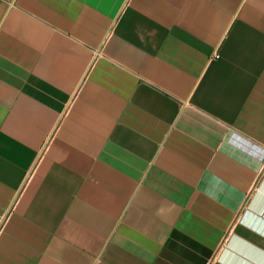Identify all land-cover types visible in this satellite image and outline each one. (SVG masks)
<instances>
[{
  "label": "crops",
  "instance_id": "0c3cea01",
  "mask_svg": "<svg viewBox=\"0 0 264 264\" xmlns=\"http://www.w3.org/2000/svg\"><path fill=\"white\" fill-rule=\"evenodd\" d=\"M0 264H264V0H0Z\"/></svg>",
  "mask_w": 264,
  "mask_h": 264
}]
</instances>
